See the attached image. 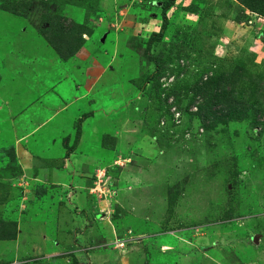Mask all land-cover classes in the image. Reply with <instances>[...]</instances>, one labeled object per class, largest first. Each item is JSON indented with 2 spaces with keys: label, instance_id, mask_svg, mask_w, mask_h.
<instances>
[{
  "label": "rangeland",
  "instance_id": "374dc122",
  "mask_svg": "<svg viewBox=\"0 0 264 264\" xmlns=\"http://www.w3.org/2000/svg\"><path fill=\"white\" fill-rule=\"evenodd\" d=\"M169 1L0 0V264H264V18Z\"/></svg>",
  "mask_w": 264,
  "mask_h": 264
},
{
  "label": "trees",
  "instance_id": "16d2710c",
  "mask_svg": "<svg viewBox=\"0 0 264 264\" xmlns=\"http://www.w3.org/2000/svg\"><path fill=\"white\" fill-rule=\"evenodd\" d=\"M237 2L244 9H247L251 13L257 14L258 16L264 18V0H237ZM173 3L174 0H170L169 2L163 4V8L161 11L160 31L158 33L152 34L149 38L146 49L147 52L149 51L153 43L159 42L162 39L164 32L166 31L168 26L167 12L171 9ZM37 33L62 61H68L73 58L85 44L84 39L82 38L83 35H90L88 31L85 30V27L78 24L73 25L72 29L69 30L68 33L65 32L62 28L58 29L50 24L45 29L43 27H39L37 29ZM149 58L150 60H154L153 57ZM202 91L203 90H201V93H203ZM84 116L87 117L86 115ZM216 117H214L215 120H217ZM82 123L83 122L80 121L76 126L73 145L69 149H66V156L73 154L76 150L81 136ZM14 236L15 233L13 231L12 236L8 232H6L4 235L0 236V240H12Z\"/></svg>",
  "mask_w": 264,
  "mask_h": 264
},
{
  "label": "built area",
  "instance_id": "2783aa9c",
  "mask_svg": "<svg viewBox=\"0 0 264 264\" xmlns=\"http://www.w3.org/2000/svg\"><path fill=\"white\" fill-rule=\"evenodd\" d=\"M173 112H174L173 114H174L175 116H180V114H179L178 112H176V111H173Z\"/></svg>",
  "mask_w": 264,
  "mask_h": 264
},
{
  "label": "crops",
  "instance_id": "0c3cea01",
  "mask_svg": "<svg viewBox=\"0 0 264 264\" xmlns=\"http://www.w3.org/2000/svg\"><path fill=\"white\" fill-rule=\"evenodd\" d=\"M71 155H72V154H71ZM74 156H76V155H74ZM17 159H18V158H17ZM89 159H90V158H86V160H87L86 162H89V163H90ZM90 164H91V163H90ZM22 168H23V167H22ZM74 171H75V170H74ZM17 176H18V175H17ZM12 178H13V177H12Z\"/></svg>",
  "mask_w": 264,
  "mask_h": 264
},
{
  "label": "water",
  "instance_id": "95a60500",
  "mask_svg": "<svg viewBox=\"0 0 264 264\" xmlns=\"http://www.w3.org/2000/svg\"><path fill=\"white\" fill-rule=\"evenodd\" d=\"M253 243H254L255 245L257 244V239H256V238L253 239Z\"/></svg>",
  "mask_w": 264,
  "mask_h": 264
}]
</instances>
